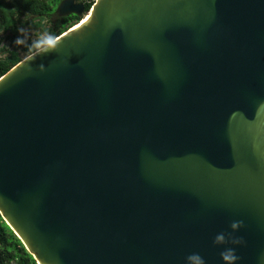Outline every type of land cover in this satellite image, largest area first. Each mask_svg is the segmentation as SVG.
I'll return each instance as SVG.
<instances>
[{"label":"water","instance_id":"95a60500","mask_svg":"<svg viewBox=\"0 0 264 264\" xmlns=\"http://www.w3.org/2000/svg\"><path fill=\"white\" fill-rule=\"evenodd\" d=\"M57 13L80 26L0 78V215L37 264H264V0Z\"/></svg>","mask_w":264,"mask_h":264},{"label":"trees","instance_id":"16d2710c","mask_svg":"<svg viewBox=\"0 0 264 264\" xmlns=\"http://www.w3.org/2000/svg\"><path fill=\"white\" fill-rule=\"evenodd\" d=\"M63 0H0V36L8 45L0 48V78L24 58L31 55L30 45L34 40L27 39V33L38 35L47 30L55 37L61 36L81 21L77 15L61 17L57 8ZM83 2L82 0H77ZM95 0L84 2L85 14ZM47 21V23H44ZM23 28L21 37L18 29ZM20 37L26 41L18 46L15 41ZM0 264H37L22 242L3 221L0 215Z\"/></svg>","mask_w":264,"mask_h":264},{"label":"clouds","instance_id":"9594fccd","mask_svg":"<svg viewBox=\"0 0 264 264\" xmlns=\"http://www.w3.org/2000/svg\"><path fill=\"white\" fill-rule=\"evenodd\" d=\"M47 23V21H44ZM18 31L21 34V37L24 33V29L20 28ZM59 38L51 35L47 30L41 32L37 39H35L30 47V52L32 54L28 57L29 61H34L37 56L47 55L49 52L56 51L58 45ZM18 46L25 45L26 41L20 37H18L15 41ZM41 71L45 70V66L43 64L39 65ZM232 232L228 233H218L213 243L215 245H227L229 243L233 245H241L244 244L245 241L242 237H235L233 232L238 231L240 228L244 227L243 221H233L230 225ZM220 256L224 262V264H237V261L240 259L239 256L236 255V251L234 248H226L224 251L220 253ZM186 264H206L205 260L198 254L192 253L186 257Z\"/></svg>","mask_w":264,"mask_h":264},{"label":"rangeland","instance_id":"374dc122","mask_svg":"<svg viewBox=\"0 0 264 264\" xmlns=\"http://www.w3.org/2000/svg\"><path fill=\"white\" fill-rule=\"evenodd\" d=\"M82 1L84 3V2H90L91 0H82ZM25 36H26L27 39H29V38L32 39V40L37 39V36L35 34H33V33H27ZM8 44L9 43L7 42V40L3 36H0V48L2 46L8 45Z\"/></svg>","mask_w":264,"mask_h":264},{"label":"bare ground","instance_id":"6f19581e","mask_svg":"<svg viewBox=\"0 0 264 264\" xmlns=\"http://www.w3.org/2000/svg\"><path fill=\"white\" fill-rule=\"evenodd\" d=\"M89 18V16L87 15V16H85V19L82 21V23L83 22H85V20H87ZM80 25H77L76 27H74V28H72L70 31H72V30H74L75 28H77V27H79ZM70 31H68V32H70ZM68 32H66L65 34H67ZM64 34V35H65ZM63 36V35H62ZM58 38H60V37H58Z\"/></svg>","mask_w":264,"mask_h":264}]
</instances>
